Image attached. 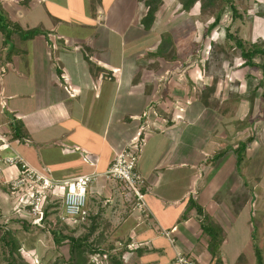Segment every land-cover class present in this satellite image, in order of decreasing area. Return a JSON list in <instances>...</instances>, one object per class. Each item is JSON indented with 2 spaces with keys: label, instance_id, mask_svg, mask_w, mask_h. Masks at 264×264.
<instances>
[{
  "label": "crops",
  "instance_id": "0c3cea01",
  "mask_svg": "<svg viewBox=\"0 0 264 264\" xmlns=\"http://www.w3.org/2000/svg\"><path fill=\"white\" fill-rule=\"evenodd\" d=\"M0 13L20 30H0V131L12 139L20 126L25 137L10 142L17 154L52 180H71L107 172L116 153L143 138L137 169L149 219L122 199L116 183L100 179L88 191L91 216L101 201L128 209H116L121 215L109 221L130 242L127 250L133 243L138 248L123 258L177 264V250L195 264H255L251 232L224 230L223 223L236 220L229 207L235 200L245 207L264 194V185L253 189L247 182L246 161L261 150L257 138L250 136L240 151L249 140L243 136L263 117L260 112L250 124L251 94L238 106V118L229 114L234 105L222 100L221 85L176 88L173 67L157 75L174 57L171 44L162 47L157 22L144 29L140 0H0ZM30 30L41 34L25 39L21 32ZM237 89H227L226 98ZM7 156L13 153L0 152V192L20 173L4 162ZM243 164L245 176L235 177ZM158 228H176L174 248Z\"/></svg>",
  "mask_w": 264,
  "mask_h": 264
},
{
  "label": "rangeland",
  "instance_id": "374dc122",
  "mask_svg": "<svg viewBox=\"0 0 264 264\" xmlns=\"http://www.w3.org/2000/svg\"><path fill=\"white\" fill-rule=\"evenodd\" d=\"M180 2L181 0H163L161 10L157 16V36H161L163 48L171 44L169 45L168 56L174 57L171 62L164 63L162 68H158L162 69V71L160 70L157 75L164 73L166 75L169 69L173 67L172 69L176 73L172 78L176 81L178 86L176 88H185V85H188L189 88H200L201 86H205V88L214 86L216 88V86L221 85V88H226V91L227 89L234 90V88H238L237 95L232 94L234 97L233 101L226 98L228 95L226 91L223 90L222 93V100H225V103L231 101L234 106L237 105L236 108L232 106V108L228 109L231 111L230 115L237 112L238 118L242 112V109L239 110L238 106L245 101L244 99L248 100L247 96L251 94L252 103L248 100V105L251 107L249 111L252 113L250 124L259 122L256 118L260 112L263 117L260 118L261 121L256 131L249 130L243 136V140H248L252 135L255 136L257 143L261 146L259 155L257 156L256 152L252 159H247L246 161V164L251 167V171L247 173V182L249 187H253V189L257 185L263 186L264 97L262 94L264 95V88L261 87L262 89L257 92L255 89L258 87L259 82L264 80V73L261 70L243 66L244 61L241 58L240 50L234 43L226 40V35L229 30L236 38L244 40L248 45L251 43H264V0H235L238 13V18L236 19L233 18L229 7L217 1L215 3L211 2L212 5L203 9L201 8L203 0H200L190 12H184ZM217 16H220V23L210 30L209 27ZM177 45L181 49L179 52L177 51L179 48ZM262 61L260 58L257 59L259 64ZM169 81L167 79V81L163 82H167L170 85ZM162 86L168 85L164 83ZM239 124L240 122L238 123V128L241 127L240 125L243 122ZM244 165L237 167L235 177L245 176L243 173ZM260 177H262V181L259 180ZM229 182L232 183L228 184L227 189L231 193L234 189L232 187L233 178ZM227 189L225 188L223 191L227 192ZM262 190L264 193V187ZM1 191L0 264H9V248L6 246V242L11 237H14L21 246L20 254L28 264H55L57 261L58 264H62L68 258V247L66 245L60 248L55 246L51 234L56 227L62 228L61 225L56 226L53 223L52 226H48L46 224L44 229L41 225L27 231L23 227L22 222L24 220L29 222L31 219L28 218L24 210L18 208L19 200L23 199L24 195H12L7 190ZM64 192V189L61 190L62 194ZM235 202L237 204L229 205V207L235 211L236 220H229L224 217L226 218L223 222L226 227L224 230L236 228L250 231L251 236L249 238L256 255L255 264H264V194L258 200L253 197L251 203H247L245 207L238 203V199ZM52 206L51 213L55 211L60 213L61 209L59 208H62V202L57 200ZM120 207L113 205L110 209L109 205H104V201L100 202L99 212L98 215H95L94 220L95 230L90 237V242L103 252L93 257L88 256L89 262L87 264H112L109 255L120 253L121 249L125 248L124 245L130 243L117 235L116 224L109 223V221H115V216L118 214L116 209L122 213L124 210L128 211L126 207L125 209ZM56 214H52L48 221L54 220L59 215ZM118 215L121 214L119 213ZM243 220L245 222H242ZM91 226L92 222L86 219L83 224L81 223L78 226L71 225V228L69 230L65 229L64 233L75 237H83L89 234ZM3 237L7 241H4ZM133 244L135 245V243ZM123 262L124 264L132 263L129 257L124 258Z\"/></svg>",
  "mask_w": 264,
  "mask_h": 264
},
{
  "label": "built area",
  "instance_id": "2783aa9c",
  "mask_svg": "<svg viewBox=\"0 0 264 264\" xmlns=\"http://www.w3.org/2000/svg\"><path fill=\"white\" fill-rule=\"evenodd\" d=\"M7 134L0 131V152L11 151L13 156H7L4 160L9 166H18L20 173L15 180L9 183L11 194H23L19 200L20 209L27 213L31 223L41 226L45 218L44 206L48 203L62 202L60 220L68 225L78 226L88 217L87 201L89 189L100 179L116 183L120 186V194L124 201L135 204V210L139 211L141 218L149 219V209L145 198L146 183L138 172V155L145 140L135 138L115 158L107 172L94 173L77 177L71 180H52L44 172L30 166L19 154H17ZM64 189V194L61 190ZM160 236L168 240L175 247L174 232L176 228L167 230L158 228ZM129 250L138 249L134 245L128 246ZM177 264H195V261L187 255L176 250Z\"/></svg>",
  "mask_w": 264,
  "mask_h": 264
},
{
  "label": "trees",
  "instance_id": "16d2710c",
  "mask_svg": "<svg viewBox=\"0 0 264 264\" xmlns=\"http://www.w3.org/2000/svg\"><path fill=\"white\" fill-rule=\"evenodd\" d=\"M140 1L144 3V6L146 8V13L142 17L141 23L145 30H150L157 21V16H158L159 11L161 10L163 0H140ZM198 1L200 0H181L180 3L182 6V10L184 12H190L195 7V5L198 3ZM216 1L229 7L233 14L234 19L238 18L235 0H206V1L203 0V3L201 4V8L205 9L206 7H209L210 5H212L211 2L215 3ZM219 23H220V16H217L214 22L210 25L209 29L210 30L214 29L217 25H219ZM6 27L7 28L13 27L14 29L17 28V30L20 31L17 25L8 23L7 20L0 13V30L5 32ZM40 34L41 32L37 30H30L29 32H26V33L21 32V35L25 39H32ZM226 40L229 41L230 43H234V45L240 50L241 58L244 61L243 66L249 67L251 69H258V70H261L262 73H264L263 72L264 71V43L262 44L251 43L248 45V43L245 42L244 40H241L240 38H236L233 34L230 33L229 30L226 35ZM258 58L263 60L260 64L257 62ZM261 87L264 88V80L259 82V85L255 89V91L262 89ZM208 88H214V86H210ZM262 96L264 97L263 94ZM13 134L14 135L12 139H10V141L16 138L23 139V137H25L21 133L19 125H16L15 132ZM251 141H253V138H250L246 142V144L243 143L240 151L241 150L245 151L246 145L249 144ZM238 151H239V148H238ZM8 189H9V192H11L10 187ZM55 203L56 202L48 203L44 206L45 218L42 223L43 229L46 224L48 226H52L53 223H55L56 226L61 225L62 228L56 227L55 229L52 230L51 234H52V239H53L55 246L60 248L63 245H66L68 247V258L65 259L62 264H87L89 262L88 256L93 257L103 252L99 247H95L94 244L90 242V237L92 233H94V230H95V227H94L95 226V221H94L95 216L88 215V217L86 218L87 220H90L92 222V226H91L92 228L89 234H86L83 237H75L73 235H68L64 233V230L65 229L69 230L71 227L67 223L60 220V216H61L60 213H62V208H59L61 209L60 213L56 211L51 213V210L53 208L52 205H54ZM198 212L199 214L201 213L199 209H198ZM54 213L55 214L57 213L59 215L56 214L57 215L56 218L52 220L51 222H49L48 219ZM22 225L27 231L32 230L33 227H40L39 225L32 224L30 220L29 222L24 220L22 222ZM202 227L204 231H213L212 229H210L209 227H206L205 225H202ZM8 235L10 234L8 233ZM3 240L7 241L5 237H3ZM6 246L9 248V257H8L9 264H28L22 258L20 254L21 246L19 245V243L14 237H11L6 242ZM127 251H131V250H127V244H126L125 248L121 249L120 253L116 255H109L111 263L112 264H124L123 256L125 252ZM132 251H135V250H132ZM55 264H58V261Z\"/></svg>",
  "mask_w": 264,
  "mask_h": 264
}]
</instances>
